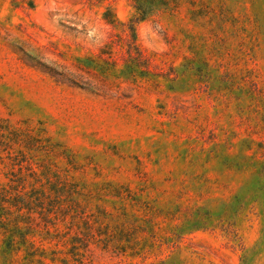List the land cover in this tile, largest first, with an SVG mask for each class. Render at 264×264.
I'll return each mask as SVG.
<instances>
[{"label":"rangeland","instance_id":"rangeland-1","mask_svg":"<svg viewBox=\"0 0 264 264\" xmlns=\"http://www.w3.org/2000/svg\"><path fill=\"white\" fill-rule=\"evenodd\" d=\"M136 15L0 0V182L44 193L21 225L45 264H264V0H173L131 57ZM9 234L0 264H40Z\"/></svg>","mask_w":264,"mask_h":264},{"label":"trees","instance_id":"trees-1","mask_svg":"<svg viewBox=\"0 0 264 264\" xmlns=\"http://www.w3.org/2000/svg\"><path fill=\"white\" fill-rule=\"evenodd\" d=\"M132 4V6L135 8L137 15L130 20V22L127 24L128 28L130 29L132 35H130V39L127 41V53L129 56H138L141 54L137 44L135 43V23L137 20L144 19L146 16L150 15V13L156 9L159 8H167L170 6L171 2L173 0H129ZM20 2L26 3L30 8L33 6V0H20ZM50 73L53 74H60L61 79L67 82L70 81L66 75L62 73H57L56 71H53L50 69ZM3 125L0 124V128H2ZM7 127V125H6ZM8 133L9 137L12 135L18 136V134L13 131H7L2 130V133L4 134ZM26 146V145H25ZM25 161L28 164V172L29 175L33 177V179L36 181H40V177L43 176L48 182L49 177L48 174L51 172L50 169H42V171L39 173L36 172L31 166L32 161L25 159ZM57 185H66L67 179L63 177H59L56 175ZM27 182V179L25 175H12L9 177V181L6 183L0 182V229L3 233L5 232H11L7 236V247H11L15 244V242H19L25 246L26 253L30 256H33L36 254L38 250H40L39 256L40 258L37 259V261L40 264H45L42 260V258H45L43 256V246L42 245H36L34 240L28 238V232L32 225L26 224L21 225L22 220L20 219L22 217V209H26L27 212H30V205L35 202H41L39 201L40 198L37 194H40V196H43L44 193L41 191V189L36 188L34 186L35 183H31V187L29 190H26L25 183ZM40 190V192L37 193V191ZM36 193V194H35ZM35 194V195H34ZM38 200V201H36ZM72 209V208H71ZM69 212H73V210H69ZM54 218H57L56 215H54ZM46 224H51L52 227H54V230H56V226L54 221H51L50 219L45 220ZM90 224L86 220L85 221V228H89ZM18 236L19 240L15 239V236ZM42 251V252H41ZM53 260V259H51Z\"/></svg>","mask_w":264,"mask_h":264}]
</instances>
